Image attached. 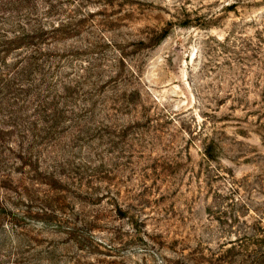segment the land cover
Masks as SVG:
<instances>
[{
    "label": "rangeland",
    "instance_id": "obj_1",
    "mask_svg": "<svg viewBox=\"0 0 264 264\" xmlns=\"http://www.w3.org/2000/svg\"><path fill=\"white\" fill-rule=\"evenodd\" d=\"M0 44V264H264V0H0Z\"/></svg>",
    "mask_w": 264,
    "mask_h": 264
},
{
    "label": "trees",
    "instance_id": "obj_2",
    "mask_svg": "<svg viewBox=\"0 0 264 264\" xmlns=\"http://www.w3.org/2000/svg\"><path fill=\"white\" fill-rule=\"evenodd\" d=\"M19 41V37H17V38H15L14 40H12V41H10L9 43H8V45H11V44H13L14 42H18ZM7 44V43H6ZM0 47H4V46H2L1 44H0Z\"/></svg>",
    "mask_w": 264,
    "mask_h": 264
}]
</instances>
